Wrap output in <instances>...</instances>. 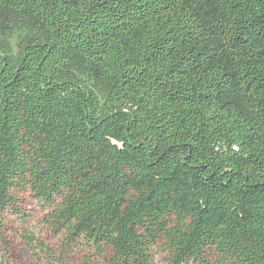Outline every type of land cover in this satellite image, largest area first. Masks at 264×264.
I'll return each mask as SVG.
<instances>
[{"label":"trees","instance_id":"trees-1","mask_svg":"<svg viewBox=\"0 0 264 264\" xmlns=\"http://www.w3.org/2000/svg\"><path fill=\"white\" fill-rule=\"evenodd\" d=\"M13 222L36 264H264V0H0V264Z\"/></svg>","mask_w":264,"mask_h":264},{"label":"rangeland","instance_id":"rangeland-1","mask_svg":"<svg viewBox=\"0 0 264 264\" xmlns=\"http://www.w3.org/2000/svg\"><path fill=\"white\" fill-rule=\"evenodd\" d=\"M13 43H15V40H13ZM24 201V207L31 215V219L27 225L28 229L34 232L35 235H39L51 247H56L59 242V236L52 234L44 226H42L44 225L43 220L45 211L41 210L37 203L29 196H25ZM21 228V225L17 222H13L11 225L12 233L10 237L12 246V264H36L31 249L23 240ZM155 257L157 264H165V256L162 253H157ZM77 261L78 258L76 260L74 259L75 264Z\"/></svg>","mask_w":264,"mask_h":264}]
</instances>
